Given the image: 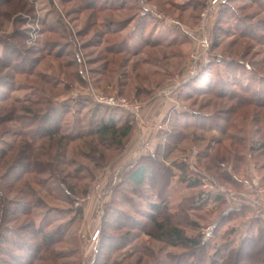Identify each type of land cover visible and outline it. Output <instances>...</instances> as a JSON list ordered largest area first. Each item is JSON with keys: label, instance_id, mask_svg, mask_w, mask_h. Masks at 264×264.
<instances>
[{"label": "rangeland", "instance_id": "rangeland-1", "mask_svg": "<svg viewBox=\"0 0 264 264\" xmlns=\"http://www.w3.org/2000/svg\"><path fill=\"white\" fill-rule=\"evenodd\" d=\"M15 29L29 32L13 64L31 71L14 75L9 104L31 112L0 134V233L31 223L61 240L32 263L27 248L0 243V264H191L189 245L147 234L150 203H160L158 221L201 237V264L264 223V0H15L0 9V37ZM46 102L73 135L62 146L41 136ZM96 105L131 119L123 148L81 135ZM24 142L42 173L24 160L19 168ZM138 166L167 169V182L128 184ZM230 210L244 216L224 218Z\"/></svg>", "mask_w": 264, "mask_h": 264}, {"label": "trees", "instance_id": "trees-1", "mask_svg": "<svg viewBox=\"0 0 264 264\" xmlns=\"http://www.w3.org/2000/svg\"><path fill=\"white\" fill-rule=\"evenodd\" d=\"M15 0H0V9L2 7L10 6ZM29 5H26L25 11L30 14L32 13L31 7H28ZM24 11V10H23ZM22 11V12H23ZM24 11V12H25ZM21 12V13H22ZM23 12V13H24ZM17 15V14H15ZM2 17L6 18L7 15H1ZM11 16L12 13H11ZM18 16V19L16 20L17 23H22V18ZM28 30V29H27ZM25 29L19 30L15 29L14 35H9L8 39L0 37V94H1V102L2 107L0 106V134L5 132L4 125L6 122L14 117V114H17L18 111L22 114L30 113L31 110L23 105H13L10 101V94L12 91L15 90V86L13 85L14 75L16 74H27L31 71V65L27 64V61L23 63L22 66H15L13 63L15 61L16 56H19L22 53L21 47L25 48V39L28 36V32ZM12 36V37H11ZM33 52H38L36 57L42 56V50L39 49H31ZM30 63V62H29ZM37 63V62H36ZM35 65V62L33 64ZM3 74V75H2ZM49 102H46L45 107L43 106V117H42V127L44 128V133H42V137L46 136L49 138V140L58 138L59 146H62L64 140H68L73 135L71 134H63L62 129L60 125L57 122V119H61V113L59 110L55 109V107L49 106ZM45 114V115H44ZM89 128L90 129L84 131V133H79L81 135H94L98 140L100 141H106L111 143L114 146H117L119 149L123 148L127 143L128 139L130 138L132 131H133V123L131 119L127 118L125 122L122 124L118 123L116 121V116L114 110L110 109L109 107H104L101 105H96L89 117L88 120ZM198 125H203V122H198ZM174 138V137H172ZM261 148L264 147V145L260 146ZM19 152V161L18 164L21 163L23 160L28 161L30 164L34 163V169L37 173H42L41 170L42 167L38 163V157L35 159L34 157L37 156V153H32V148L30 147V144L28 142H24L22 147L20 148ZM29 154V156H25V154ZM4 158L5 156L2 155ZM12 159V158H11ZM223 159V158H222ZM37 160V161H35ZM37 163V164H36ZM32 166V167H33ZM22 167V164H19V168ZM40 167V168H39ZM15 168V167H14ZM17 169V168H16ZM50 170V169H49ZM165 171H155L154 173L148 172L146 167L138 166L135 170L128 173L127 180L128 184L135 186L137 188L143 187L147 182L149 181L151 185L154 183V185L161 183L165 184L168 179V173H170L167 169H164ZM55 169L50 170L48 172L56 174ZM10 172H12L10 170ZM161 172V173H159ZM159 173V174H158ZM126 182V181H125ZM194 184V183H193ZM191 184V185H193ZM26 186L31 189L30 184H26ZM67 188V187H66ZM67 194L68 197H72L73 195V188L69 186L67 188ZM6 201L4 202V208H5V215H4V223L8 222V216L10 214V207L8 206V209H6ZM16 206V205H14ZM22 207L19 206L16 210L18 211ZM150 210L153 211L154 215L151 216V230L147 231V234L151 237H155L159 240L167 239L170 242L174 244H182V245H189V248L191 249L190 258L192 260L191 264H201V262L204 260L203 254L205 248L207 247L203 242L201 237L199 236L197 240L188 238L184 235V232L182 229L177 227L176 225L171 224L168 220H165V222H160V218L157 215L158 212L161 211L160 203H150L149 205ZM23 210V209H22ZM12 211V209H11ZM14 212V213H15ZM13 213V212H12ZM13 213V215H14ZM152 213V214H153ZM240 214V211L236 210H230L228 213L225 214L224 218H229L232 214ZM243 213V212H242ZM240 214L241 217L244 216V214ZM15 216V215H14ZM48 218V215H45L46 221ZM14 220V219H13ZM255 224L251 227L252 231L249 236H247L238 247L229 248L226 247V253L220 254L222 251L221 247L215 248V257L219 255L218 259L210 261V264H264V223L261 221L260 218H256ZM44 225V222L42 226ZM0 227L1 222H0ZM0 228V229H1ZM5 228V226H3ZM16 228V227H15ZM5 234L9 233L11 235L10 237H7V235L0 233V243H8L10 242L12 245L18 246L17 250L23 251V249L27 248L26 256L23 258V260L27 259L30 263L33 261H36L38 258L39 253L42 250L47 249H53V246L56 242H58L60 236L55 231L47 232L42 228H36L35 225L29 224V225H21L18 227L17 230L15 229H6L5 228ZM25 231L28 237H32V241L37 240V243H34V245L29 244L30 239H17V237H14L18 232ZM255 231V233H253ZM45 233V234H44ZM13 234V235H12ZM19 234V233H18ZM20 235V234H19ZM42 237H41V236ZM58 235V236H57ZM13 236V237H12ZM21 236V235H20ZM41 237L40 240L37 238ZM17 241H19L20 245H17ZM103 245L105 244V251H111V249L114 247L112 244L111 238L108 236L103 237ZM103 248V246H102ZM1 250V249H0ZM4 251L1 250V254ZM8 255V254H6ZM214 258V257H213ZM16 260V259H15ZM16 260L19 264L23 261ZM32 260V261H31ZM41 260V259H39Z\"/></svg>", "mask_w": 264, "mask_h": 264}, {"label": "built area", "instance_id": "built-area-1", "mask_svg": "<svg viewBox=\"0 0 264 264\" xmlns=\"http://www.w3.org/2000/svg\"><path fill=\"white\" fill-rule=\"evenodd\" d=\"M133 111H134V112H135V111H138V106L135 105V106L133 107ZM206 237H210V234L207 233V234H206Z\"/></svg>", "mask_w": 264, "mask_h": 264}]
</instances>
